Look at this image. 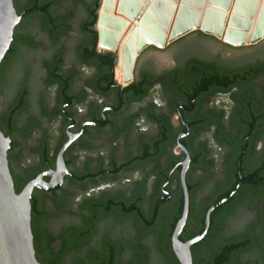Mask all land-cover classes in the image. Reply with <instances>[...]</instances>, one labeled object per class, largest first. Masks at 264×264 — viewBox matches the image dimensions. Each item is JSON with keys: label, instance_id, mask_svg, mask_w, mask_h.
<instances>
[{"label": "flooded vegetation", "instance_id": "1", "mask_svg": "<svg viewBox=\"0 0 264 264\" xmlns=\"http://www.w3.org/2000/svg\"><path fill=\"white\" fill-rule=\"evenodd\" d=\"M12 1L20 20L0 64V82L7 83L0 88V131L10 140L8 163L16 193L32 181L39 185L32 192L31 216L47 218L48 261L181 264L172 235L183 214L185 189L188 215L178 237L183 244L203 233L209 209L230 195L214 202L216 189L227 182L231 145L237 154L232 163L241 172L252 141L239 136L223 146L216 140L217 128L209 125L219 118L229 133L239 135L232 124L241 123L238 114L244 110L236 88L229 93L200 90L187 79L188 61L225 59L204 57L192 45L185 49L189 58L174 56L168 68L136 64L131 82L121 85L116 74L110 77L111 58L106 64L101 58L107 52L90 47L82 27L94 20L92 31L97 32L102 0ZM45 3L50 21L40 15ZM47 25L61 31L55 43ZM17 37L29 38L32 45L17 43ZM145 73L142 89L125 91ZM256 79L250 86L257 101L263 91ZM12 109L11 121L7 113ZM260 142L252 143L256 154ZM244 212L249 214L241 211V220ZM211 214L207 232L190 247L192 264H214L209 257ZM42 244L34 238L36 258L47 264ZM237 260L264 264V255L245 253Z\"/></svg>", "mask_w": 264, "mask_h": 264}, {"label": "water", "instance_id": "2", "mask_svg": "<svg viewBox=\"0 0 264 264\" xmlns=\"http://www.w3.org/2000/svg\"><path fill=\"white\" fill-rule=\"evenodd\" d=\"M233 0H152L149 10L142 8V3L146 0H124L121 4L120 12L129 19L139 18V29L134 30L132 39H138L140 42L138 56L147 48L155 47L162 49L167 40L166 33L172 26V31L168 43H172L181 37H184L196 30L212 36L216 39L205 35H196L169 51L145 54L142 56L140 66L144 64H166L174 62L175 57L178 59L189 54L185 49L195 45L200 55L204 57L217 56L216 48H221L220 37L224 33L223 43L231 47H242L245 45H256L264 39V2L259 0H236L233 8L235 15L231 16L227 23L226 12L230 9ZM180 3L177 8L176 4ZM104 0H102L96 29L98 34L97 47L100 48L101 32L99 25L102 20L101 10L103 9ZM261 9L260 19L252 38V42L245 44L247 30L250 23L247 18H251L256 9ZM114 0H110L107 6L108 16H104L106 26H114L117 31H122L127 26V21L123 18L113 15ZM202 11V14L200 13ZM20 17L17 16L12 0H0V64L7 53L13 39L14 28L19 23ZM226 25L231 30H226ZM202 28H201V27ZM225 31V32H224ZM201 38L199 39V37ZM117 39V34L112 36ZM188 47V48H187ZM194 50V49H193ZM251 55L225 59V64L231 66L250 65L253 63L264 64V47L249 49ZM112 52L111 50H106ZM186 53V54H185ZM175 56V57H174ZM137 64L138 58H133ZM118 61V56H117ZM117 61L115 73L117 70ZM133 62V63H134ZM133 69V71H134ZM130 78L133 77L131 70ZM259 89L264 91V75L256 79ZM264 143H259V150L263 149ZM10 149V140L0 131V264H40L36 258L34 248V236L31 225V196L35 187L39 188L37 181H32L19 193H16L14 182L9 170L8 151ZM63 162L60 158L58 170L62 172ZM186 165L183 168L182 177L185 176ZM242 176L238 172V182L235 189L224 200L218 202L209 209L205 218L203 233L197 238L183 244L178 237L186 224L188 215V196L185 189L184 210L180 220L177 222L173 235V249L181 264H192L190 247L198 242L207 232L210 223L211 212L224 203L234 193L237 192ZM252 215L242 214V218H249Z\"/></svg>", "mask_w": 264, "mask_h": 264}, {"label": "trees", "instance_id": "3", "mask_svg": "<svg viewBox=\"0 0 264 264\" xmlns=\"http://www.w3.org/2000/svg\"><path fill=\"white\" fill-rule=\"evenodd\" d=\"M44 13L41 17L46 20L53 19L50 16V8L48 4H44ZM53 21V20H52ZM95 21L83 25V30L86 31L89 37L90 47L97 46L98 34L92 31ZM44 29L50 30L53 43L56 42V33L61 32L54 25H47ZM200 35H203L200 33ZM201 37V36H200ZM17 43H26L32 45V41L28 38L17 37ZM87 43H84L81 48H85ZM10 52L7 54L8 57ZM101 58L106 64V61L111 58V79L114 80V67L117 61V55L113 52L101 54ZM48 62L46 66H48ZM185 64V63H184ZM185 65L187 68V79L194 80L200 90L222 91L229 93L236 88L239 96V104L243 106L244 112L239 113L241 123L233 125L239 130V135L235 136L228 132V128L222 124L218 118L216 121H210L209 125L217 128L216 140L219 144L225 146L227 142H236L239 136L250 137L252 141L249 144V151L246 156L245 163H242L240 168L242 180L236 194L228 200L225 204L216 208L211 214V233L214 235L211 245L210 260L214 264H239L238 258L243 254H255L257 258L264 255V147L259 152L255 153V147L252 143L256 140L264 143V91L259 100H255V92H253L250 84L256 78L264 75V64L253 63L246 67H228L219 59L213 61L190 60ZM53 75L57 76L58 71H53ZM145 75V76H144ZM149 73L143 74V77L137 79L125 88V91L135 89L136 91L142 89L146 82V76ZM7 83L0 82V88H5ZM22 98L25 99L28 94L26 91L22 93ZM256 101V102H255ZM256 103V106L255 104ZM19 105V104H18ZM16 108V107H15ZM15 110V109H14ZM14 110L8 111V118L14 114ZM240 121V120H239ZM208 128V126H207ZM229 150V163L226 167L227 182L223 183L216 189L218 193L214 202L230 194L236 187L238 182V171L232 160L237 156L236 149L231 145ZM243 148H239L238 154L242 152ZM19 192V190H16ZM247 211L253 216L248 219H240V212ZM34 214L32 213V216ZM202 216V220H203ZM46 217L41 216L38 221L32 218V232L33 236L40 238L43 241L42 250L47 256V264H51L49 260V242L50 237L45 230ZM35 222H38L37 225ZM203 221H201V224ZM203 225V224H202ZM233 231H229V230ZM41 262V259L38 258Z\"/></svg>", "mask_w": 264, "mask_h": 264}, {"label": "bare ground", "instance_id": "4", "mask_svg": "<svg viewBox=\"0 0 264 264\" xmlns=\"http://www.w3.org/2000/svg\"><path fill=\"white\" fill-rule=\"evenodd\" d=\"M109 1L110 0H104L103 9L101 10L103 17H102L101 23L99 25V29L101 32L100 49L102 48L105 50H111L112 52H117V54H118V61H117L118 66H117V70H116V79L120 84L125 85V84H129L132 80V78H130L131 77L130 73H131V70L133 72V69H134L133 64H135V62L133 61L134 60L133 58L137 59L139 57L138 53H139L140 42L138 41V39L137 40H135V38L132 39V35L134 33L133 31L139 29V27H140V25H139L140 15H138V17L135 18L136 20L131 19V21H133V23H131V24H129L128 21L125 19L127 21V26L124 27L123 30L120 32L117 31L114 26H110L108 28L106 26V22L104 21L105 20L104 16L106 17L110 14L106 11L107 6L109 4ZM123 1L124 0H114V9H113V15L114 16H116L115 13L121 14V12L119 11V7L121 6ZM151 1L152 0H148L146 3H142V6L144 4H146V8H144V9H147V10L149 9V5H150ZM261 2H264V1L262 0V1H260V3ZM120 9H121V7H120ZM260 12H261V9L259 8L257 13H255L251 17V18H253L255 23L252 25V27L250 24L249 29L247 30V32L249 30L250 31H249V36L246 38V40L244 42L245 44H249L252 42V38L254 37L255 30L257 28V25H258V22L260 19ZM125 17H127V16H125ZM251 18H247V19H251ZM171 30H172V26H171V28L167 34L170 35ZM113 34L114 35L117 34L116 40H114V38H112ZM168 39L166 40V42L168 41ZM220 40L224 41V33L221 35Z\"/></svg>", "mask_w": 264, "mask_h": 264}, {"label": "rangeland", "instance_id": "5", "mask_svg": "<svg viewBox=\"0 0 264 264\" xmlns=\"http://www.w3.org/2000/svg\"><path fill=\"white\" fill-rule=\"evenodd\" d=\"M118 15V14H117ZM133 23V22H132ZM201 32L200 31H196L194 32L192 35L182 39L181 41H179L177 44L173 45L171 48L168 49L165 48V49H156V48H149L147 50H145L138 58V62H137V66L139 67L140 65V62H141V59H142V56L145 55V54H151V53H157V52H163V51H169L170 49L180 45L181 43L191 39L192 37L200 34ZM203 34V33H201ZM205 35V34H203ZM205 36H208L210 38H213V39H216L212 36H209V35H205ZM217 40V39H216ZM220 42V45H221V48H216V51H217V55H222V57L224 59H231V58H236V57H242V56H247V55H251V52L249 49H252V48H258V47H264V41L262 42H259L258 44L256 45H245V46H242V47H231L225 43H223L222 41H219ZM99 50H101L102 52H107V51H104L103 49H100L98 47ZM113 53H116V55L118 56L117 52H113ZM173 65V62L172 63H166V64H160V65H156L158 68L162 67V68H168L170 66ZM116 79V78H115ZM118 82V81H117ZM119 83V82H118ZM122 85V84H121Z\"/></svg>", "mask_w": 264, "mask_h": 264}, {"label": "crops", "instance_id": "6", "mask_svg": "<svg viewBox=\"0 0 264 264\" xmlns=\"http://www.w3.org/2000/svg\"><path fill=\"white\" fill-rule=\"evenodd\" d=\"M148 0H146V2H147ZM205 2H206V0H204ZM235 1L236 0H233L232 1V5H231V7H230V9L226 12V14H227V16H228V18H227V23L229 22V19H230V17L231 16H233V15H235L234 13H232L233 12V8H234V5H235ZM260 1H262V0H259V2ZM264 1V0H263ZM145 2V3H146ZM176 6H177V8L180 6V3H177L176 4ZM143 8H146V4H144L143 5ZM145 10V9H144ZM149 10V9H148ZM259 9L257 8L256 9V13H257V11H258ZM119 11H120V7H119ZM202 12L200 11V13L199 14H201ZM118 14V15H117ZM115 15L117 16V17H120V18H123V19H126L127 21H128V23L129 24H131L133 21H131V19H128L127 17H125L122 13L120 14V13H115ZM136 20V19H135ZM247 21H249V23L251 24V27H252V25L255 23V21L253 20V18H251V19H247ZM254 21V22H253ZM135 24V23H134ZM140 24V23H139ZM139 26V25H138ZM227 29H229V30H231V28L229 27L228 28V26L226 25V27H225V31L227 30ZM170 30V29H169ZM172 31V30H171ZM196 31H199V30H196ZM196 31H194V32H196ZM250 31V30H249ZM249 31L248 32H246V34H247V37L249 36ZM256 31V30H255ZM169 32V31H168ZM167 32V33H168ZM194 32H191L190 34H188V35H186V36H184V37H181L180 39H178V40H176V41H174V42H172V43H168V41L167 42H165L166 44H164V48H162V49H165V48H167L168 47V49L169 48H171L173 45H175V44H177L179 41H181L182 39H184V38H186V37H188V36H190V35H192ZM201 32V31H200ZM166 33V36H167V39L169 38V34H167ZM202 33V32H201ZM171 34V33H170ZM204 34V33H203ZM206 35V34H205ZM262 41H264V39L262 40ZM262 41H260V42H262ZM149 48H151V47H149ZM149 48H147V49H149ZM152 48H155V47H152ZM102 49V48H101ZM147 49H145V50H147ZM156 49H159V48H156ZM104 51H106L105 49H103ZM144 50V51H145ZM143 51V52H144ZM142 52V53H143ZM141 53V54H142ZM140 54V55H141ZM139 55V56H140Z\"/></svg>", "mask_w": 264, "mask_h": 264}]
</instances>
